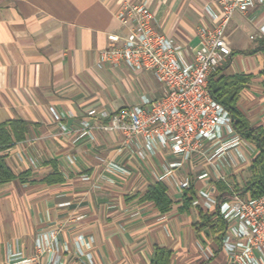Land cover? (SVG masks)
<instances>
[{"label":"crops","instance_id":"0c3cea01","mask_svg":"<svg viewBox=\"0 0 264 264\" xmlns=\"http://www.w3.org/2000/svg\"><path fill=\"white\" fill-rule=\"evenodd\" d=\"M123 1L0 0V122H27L25 137L3 151L13 172L26 174L22 181L0 184V264H26L25 259L29 264L53 259L57 264H150L156 246L171 250L169 264L228 263L213 236L195 227L199 208L214 212L216 207L203 205L198 196L188 210L180 206L188 186L216 197L219 183L230 193L242 192L235 187L245 184L255 145L234 130L223 133L222 140L237 135L238 142L220 155L211 160L194 155L170 168L179 156L167 149L156 145L141 158L120 131L94 126L105 121L102 112L155 99L163 91L148 71L100 63V50L115 44L107 34L126 31L116 17ZM138 1L151 10L155 28L188 53L198 26L213 24L211 12L218 11L213 0ZM232 19L226 33L231 54L222 71L252 74L237 106L251 126H264V53L259 49L264 5L236 12ZM139 76L149 80L146 92L137 89ZM92 108L99 116L88 115ZM54 169L62 180L45 182ZM205 171L208 175L199 178ZM184 180L188 185L180 188ZM157 181L173 200L166 212L143 199ZM50 229L57 231V243L37 254V235Z\"/></svg>","mask_w":264,"mask_h":264},{"label":"built area","instance_id":"2783aa9c","mask_svg":"<svg viewBox=\"0 0 264 264\" xmlns=\"http://www.w3.org/2000/svg\"><path fill=\"white\" fill-rule=\"evenodd\" d=\"M213 1L218 6V11L211 12L214 22L198 26L197 42L190 53L155 28L153 14L144 2L124 0L116 13L126 31L121 36L114 32L107 34L115 44L100 50V63L148 71L163 91L155 99H145L110 113L102 112L105 121L94 126L105 131H120L124 143L134 145L141 158L157 145L179 156L169 163L172 168L194 155H208L207 159L211 160L239 140L237 135L228 141L222 140L223 133L235 131L228 110L212 97L208 77L231 54L226 28L232 15L264 5V0ZM50 110L56 119L61 118L54 108ZM87 113L98 115L93 108ZM61 126L65 129L63 124ZM136 137L141 138L140 143L135 141ZM237 154L243 161L242 153L237 151ZM109 165L125 170L114 161ZM207 175L205 171L198 177ZM187 185L188 180L179 183L180 188ZM197 194L203 205L216 207L225 220L221 247L228 257L227 264H264V194L251 197L248 193L231 192L223 200L207 189H199ZM53 243H57L55 229L40 232L35 239L37 254L51 248ZM30 261L25 259L24 263ZM48 264L57 262L53 259Z\"/></svg>","mask_w":264,"mask_h":264},{"label":"trees","instance_id":"16d2710c","mask_svg":"<svg viewBox=\"0 0 264 264\" xmlns=\"http://www.w3.org/2000/svg\"><path fill=\"white\" fill-rule=\"evenodd\" d=\"M264 53V38L260 48ZM223 66L218 67L208 77V89L212 97L221 103L231 116L232 126L243 138L252 142L257 148V154L248 168V175L242 188L235 187L236 190L247 192L251 197H258L264 194V126H251L249 120L237 106L240 91L250 81V73H230L222 71ZM264 73V65L261 70ZM27 122L22 118H10L0 122V184L18 178L25 179L26 173L15 174L8 165L3 151L17 141L25 137ZM43 180L47 183L59 182L62 180L58 170L54 169ZM221 194L219 199L223 200L230 193L226 185L219 183ZM184 197L181 210H188L192 201L198 196L193 186H188L184 190ZM143 199L150 200L160 212H166L171 208L173 200L167 193V188L163 182L157 181L149 186ZM198 221L195 222L197 231L207 230L220 247L223 233L225 231V220L217 210L210 212L199 208ZM171 250L164 246H156L150 264H169Z\"/></svg>","mask_w":264,"mask_h":264},{"label":"rangeland","instance_id":"374dc122","mask_svg":"<svg viewBox=\"0 0 264 264\" xmlns=\"http://www.w3.org/2000/svg\"><path fill=\"white\" fill-rule=\"evenodd\" d=\"M235 13H236V12H235ZM241 19H242V18H241ZM231 20H233L232 17H231V19H230V21H229V23H228L227 28H226V33H229V25H230V23H231ZM128 70L132 71L130 68H129ZM133 72H143V71H136V70H133ZM143 76H145V73H143ZM151 80H155V79H153V78L151 77ZM148 81H149L148 78L145 79V77L143 78L142 76H141V77L139 76V82L136 81V86H137V89H138V91H139L140 93H142V92H146V87H147ZM244 175H247V173L245 172ZM243 178H244V176H243Z\"/></svg>","mask_w":264,"mask_h":264}]
</instances>
